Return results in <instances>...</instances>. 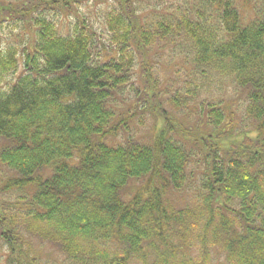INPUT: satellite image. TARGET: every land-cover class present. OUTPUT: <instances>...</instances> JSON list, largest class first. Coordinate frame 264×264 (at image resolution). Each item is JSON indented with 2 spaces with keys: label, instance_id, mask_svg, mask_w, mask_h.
<instances>
[{
  "label": "trees",
  "instance_id": "trees-1",
  "mask_svg": "<svg viewBox=\"0 0 264 264\" xmlns=\"http://www.w3.org/2000/svg\"><path fill=\"white\" fill-rule=\"evenodd\" d=\"M240 5L0 0V264H264V7ZM165 54L251 127L191 105L194 76L171 94Z\"/></svg>",
  "mask_w": 264,
  "mask_h": 264
},
{
  "label": "rangeland",
  "instance_id": "rangeland-1",
  "mask_svg": "<svg viewBox=\"0 0 264 264\" xmlns=\"http://www.w3.org/2000/svg\"><path fill=\"white\" fill-rule=\"evenodd\" d=\"M7 1V0H5ZM10 1V0H9ZM253 5L256 9L259 7H264V0H252ZM250 5V8L247 5H240V17L246 20L251 14H252V8ZM99 14V13H98ZM96 16V15H95ZM94 16V17H95ZM6 27V28H5ZM18 33L19 29H17L16 25H12L8 28L7 24L2 25V30L0 29V33L4 34L3 36L9 37L10 40H13V35L9 34V32ZM166 60H162V62L157 63V66L154 70V72L158 75L160 78V81H168V84L170 85L169 90L171 92H178L180 96H184L185 89L182 87L183 80H187L188 78L194 76L195 81L193 82V89H195L197 96L191 102V105L198 106L200 102H214L216 104H220V106L227 110L228 113L230 111L229 117L232 118L233 126L237 128V130H241L239 128L240 126L245 127L249 126L251 127V123L247 122L244 113V97L240 95V93L234 88L232 82L227 78H218L214 75L208 76V78L203 77L202 79L195 74H191V76L188 77V73H190L191 67L187 65L185 62H180L179 58H167V54H165ZM178 59V60H177ZM179 71L178 75L173 74L172 71ZM196 77L198 78L196 80ZM176 80V83L174 84V81ZM191 80V79H190ZM192 82V81H191ZM172 94V93H171ZM182 97H179L178 99H181ZM210 100V101H209ZM190 107V106H189ZM165 109L169 112L173 111L168 104H166ZM189 109V108H188ZM189 111V110H188ZM176 113V111H174ZM172 112V113H174ZM188 113V112H187ZM190 114H193V111H189ZM188 113V114H189ZM177 118H179V121L181 123H185L184 117L180 113H176ZM149 125L151 121H148ZM132 129L136 130L135 133L140 135V132H148L149 126L140 127L136 126V124L131 125ZM142 128V129H141ZM146 182H144L142 185H144ZM159 183V182H158ZM141 183L133 185L131 188L127 190V194L125 198L127 199L129 196L133 195L135 190V186H140L139 190L142 187ZM144 188V186H143ZM167 197H169L170 201L174 202L176 205H185L192 201V195H190L188 192H172L168 193Z\"/></svg>",
  "mask_w": 264,
  "mask_h": 264
}]
</instances>
